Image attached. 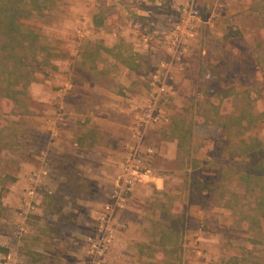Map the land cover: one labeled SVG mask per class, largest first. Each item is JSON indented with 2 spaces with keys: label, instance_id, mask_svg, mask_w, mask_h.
I'll list each match as a JSON object with an SVG mask.
<instances>
[{
  "label": "rangeland",
  "instance_id": "obj_1",
  "mask_svg": "<svg viewBox=\"0 0 264 264\" xmlns=\"http://www.w3.org/2000/svg\"><path fill=\"white\" fill-rule=\"evenodd\" d=\"M58 1L48 13L24 20L51 47L52 64L31 82L25 107L0 116L6 140L16 142L0 157V174L16 179L4 183V190L0 185V204L8 208L0 220V245L10 250L0 254V264L260 261L263 246L252 243L254 233L240 222L241 212L255 205L238 180L247 162L228 151V134L219 125L196 121L231 87L239 92L259 87L254 111L264 112V0ZM183 1L195 4L196 33L176 53L170 50V31ZM98 44L121 50L137 70L107 54L102 68L93 69L85 53ZM164 61H173V67L163 69ZM0 64L5 67L2 55ZM61 98L74 106L68 118ZM97 101L111 106L100 114L110 128L95 135L90 129ZM238 102L235 96L223 98L221 113L236 112ZM180 119L195 122L182 153L170 131ZM84 135L88 139L79 144ZM249 137L264 141V121L243 136ZM138 144L141 164L151 167L153 179L127 194L114 213V236L96 256L92 243L107 227L105 205ZM107 147L116 150L113 159L104 160ZM195 178L223 187L193 189ZM173 215L184 223L182 250L163 260L154 249ZM30 251L43 256L33 263Z\"/></svg>",
  "mask_w": 264,
  "mask_h": 264
},
{
  "label": "trees",
  "instance_id": "obj_2",
  "mask_svg": "<svg viewBox=\"0 0 264 264\" xmlns=\"http://www.w3.org/2000/svg\"><path fill=\"white\" fill-rule=\"evenodd\" d=\"M58 2V0H0V56L2 55L5 60V67L0 64V116L15 112L17 106L25 107V97L31 82L35 81L44 67L52 64L55 54L51 47L44 44L40 33L27 27L24 20L31 18L34 14L48 13L50 7ZM97 24H103V19H97ZM228 36H232L231 33ZM104 54L109 57L113 56L115 60H121L129 68L137 70L136 64L125 59L121 50L118 51L115 47L110 48L98 44L94 50H87L85 57L91 62L93 69L100 70L102 68L100 59ZM222 92L225 95L219 101L211 102L212 109L202 114L196 123L219 125L228 134V151L247 162V169L238 174V180L245 191V197H254L255 205L252 212H241L240 222L254 233L252 243L263 246V256L260 257V261L251 260V264H264V141L258 137L243 138L246 133L264 121V112L254 111V103L260 98L261 91L259 87L253 86L242 92L234 91L233 87ZM233 96L239 101L238 110L221 113L223 98ZM8 107H11V110H7ZM194 125L195 122L180 119L175 120L170 128L172 136L178 140L179 153L185 152L187 145L191 143ZM90 131L95 135L99 134L97 129H90ZM96 138L90 143L91 146L97 143ZM85 139H88V135H84L79 144H83ZM15 144L16 142L6 140L0 130V157L5 151L13 149ZM8 180L15 181L16 179L9 174H0L1 190L5 189L4 183ZM191 187L198 190L216 191L219 189L220 191L223 186L219 184L213 187L208 181L195 178ZM231 194L234 196L237 193L232 192ZM51 197V193L45 194V198L50 199ZM47 205L48 208H52V201L49 200ZM7 211L8 208L0 204V220L7 217ZM183 228L184 223L179 215L178 217L171 216L169 224L164 225L161 237L156 243L157 247L154 249V252L161 254L163 260H166V257H177L180 254ZM143 247L151 250L150 245H143ZM9 252L7 246L0 245V254L7 255ZM29 255L33 263L43 256L34 251H30ZM231 263L238 264L237 257H234Z\"/></svg>",
  "mask_w": 264,
  "mask_h": 264
},
{
  "label": "built area",
  "instance_id": "obj_3",
  "mask_svg": "<svg viewBox=\"0 0 264 264\" xmlns=\"http://www.w3.org/2000/svg\"><path fill=\"white\" fill-rule=\"evenodd\" d=\"M194 5V3L188 2L185 6H183L180 10L179 18L172 26L170 31L171 51H175L177 53L178 48L184 44L185 41L195 36V20L197 19L198 12ZM162 66L165 70L170 69L173 67V61H164ZM164 76H167V74ZM160 90L161 92L165 91V82H163ZM133 150L134 151L131 156L127 157V159L123 162L117 179L116 189L111 197V201L105 205V213L102 217V221L103 224H107V227L101 230V232L103 231L101 237L96 238V241L94 239V242L92 243L93 252H96V256L99 255V252L102 253L104 248L107 247L106 245L108 242L112 240L114 234L112 233L110 226L113 222L114 213L116 209L123 208L126 202L127 194L133 192L138 184L150 182L153 179L151 167L143 166L139 159L141 152L140 144L136 145ZM146 152L153 153L154 150L148 149Z\"/></svg>",
  "mask_w": 264,
  "mask_h": 264
},
{
  "label": "crops",
  "instance_id": "obj_4",
  "mask_svg": "<svg viewBox=\"0 0 264 264\" xmlns=\"http://www.w3.org/2000/svg\"><path fill=\"white\" fill-rule=\"evenodd\" d=\"M186 2L187 1H183L184 4L182 6H185ZM142 12H144L146 14H150L149 10L148 11L142 10ZM94 99H97V98L94 96ZM61 100H62V106L65 108V112H64L65 116H66V118H68V114L74 113V106H73V104H71V102H69L68 100H66L64 98H61ZM97 104H99V105L96 106V103L93 105L95 108H97V110H96V117L93 118V121H92L93 125L91 124V126L95 129H101V130H103V129L105 130V128H110V127H107L108 124L105 123V120L103 121L104 116H101L100 114L107 115L109 113V109L111 108V106L108 103H106V102L104 103L102 101H101V103H98V101H97ZM124 108L128 109V111H129V104L124 106ZM51 110H52V107H51ZM94 110L95 109H93V111ZM80 116H82V115H80ZM96 119H97V121H95ZM115 151L116 150H113V149L107 147L105 154L103 153L104 160L113 159L114 158L113 154H115ZM157 180H160V178H158Z\"/></svg>",
  "mask_w": 264,
  "mask_h": 264
}]
</instances>
